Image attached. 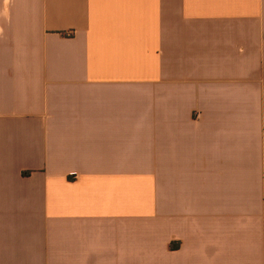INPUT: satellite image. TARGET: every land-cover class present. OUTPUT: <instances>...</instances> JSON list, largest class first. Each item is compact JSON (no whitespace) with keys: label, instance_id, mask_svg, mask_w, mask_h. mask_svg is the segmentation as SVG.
I'll list each match as a JSON object with an SVG mask.
<instances>
[{"label":"crops","instance_id":"crops-1","mask_svg":"<svg viewBox=\"0 0 264 264\" xmlns=\"http://www.w3.org/2000/svg\"><path fill=\"white\" fill-rule=\"evenodd\" d=\"M0 264H264V0H0Z\"/></svg>","mask_w":264,"mask_h":264}]
</instances>
